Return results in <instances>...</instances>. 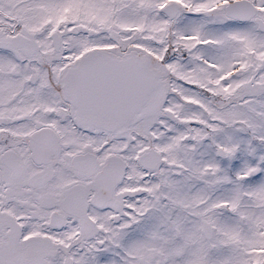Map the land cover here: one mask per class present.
Wrapping results in <instances>:
<instances>
[{"label": "snow or ice", "instance_id": "snow-or-ice-1", "mask_svg": "<svg viewBox=\"0 0 264 264\" xmlns=\"http://www.w3.org/2000/svg\"><path fill=\"white\" fill-rule=\"evenodd\" d=\"M0 264H264V0H0Z\"/></svg>", "mask_w": 264, "mask_h": 264}]
</instances>
